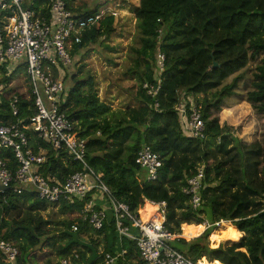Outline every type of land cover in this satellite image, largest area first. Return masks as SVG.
Returning <instances> with one entry per match:
<instances>
[{
	"label": "trees",
	"instance_id": "16d2710c",
	"mask_svg": "<svg viewBox=\"0 0 264 264\" xmlns=\"http://www.w3.org/2000/svg\"><path fill=\"white\" fill-rule=\"evenodd\" d=\"M74 3L75 0L68 1L75 14L90 16L101 12L99 5L83 11L71 6ZM134 13L138 42L131 49L130 67L124 74L130 79L123 87L140 103L138 107L114 111L100 100L92 75L79 78L84 66L71 76L68 73L73 63L65 69L63 80L65 83L71 80L72 84L66 85L61 109L77 124L80 135L87 138L89 165L103 175L113 195L135 213L146 200L166 202V228L173 234H183L175 242V248L192 261L264 264V134L261 141L244 145L214 114L222 111L226 98L235 95L242 79L238 74L252 59L261 57L245 101L258 116L264 115V0H140ZM115 23V17L107 14L84 31L82 43L72 48L73 62L81 51L104 46L116 32ZM159 53L165 56L164 70L160 73ZM214 63L219 67L213 68ZM25 69L19 65L7 75L8 70L0 68V124L10 125L36 114L30 87L27 94H14L20 100L19 114L14 116L10 108L14 96L10 97L13 92L10 84L19 70ZM52 73L57 79L58 71L53 69ZM158 80H161L158 94L147 95L143 85L157 86ZM182 95L201 106L207 140L184 133L176 110ZM26 133L34 152L49 148L32 130ZM144 146L163 158V167L154 182L142 176L143 168L136 163ZM47 157L48 162L41 170L44 175L64 180L82 170L64 151L49 148ZM0 158L9 161L12 168L17 167L11 150H1ZM202 166L203 206L194 211L183 189L187 179ZM51 207L58 208L61 221L42 217L41 212ZM83 207V203L51 205L31 191L20 195L12 191L0 193V239L18 248L15 264H60L65 259L70 264H99L105 254L117 255L123 250L127 254L117 264L141 263L136 243L118 238L111 213L103 229L95 231L79 216ZM69 215L76 217L72 221L67 218ZM205 221L211 226L192 239ZM221 222H231L234 227L228 226L225 233L228 237L237 238L241 234V238L212 249L209 238L213 247L224 238L221 232L214 233ZM74 225L77 232L72 230ZM84 234L102 242L92 240L91 246L87 245L81 239ZM99 244H104L102 253ZM0 264H8L1 253Z\"/></svg>",
	"mask_w": 264,
	"mask_h": 264
},
{
	"label": "built area",
	"instance_id": "2783aa9c",
	"mask_svg": "<svg viewBox=\"0 0 264 264\" xmlns=\"http://www.w3.org/2000/svg\"><path fill=\"white\" fill-rule=\"evenodd\" d=\"M30 1L27 4L26 0H0V68L8 70L9 75L17 66H25L36 109V114L25 120L10 125L0 124V151L11 150L17 163L14 169L9 161L0 158V193L12 191L20 195L31 191L51 205L83 203L79 216L95 231L103 229L111 213L120 241L127 238L136 243L140 264H200V261H192L175 248V242L184 236L173 234L166 228V202L146 200L135 213L128 204L113 195L104 183L103 175L87 161V138L80 135L77 124L61 109L66 92L64 72L73 63L72 48L82 43L84 31L99 23L105 15H114L111 8L107 7L96 15L83 16L69 9V0ZM164 64L165 56L159 53V73L164 70ZM53 69L58 71L57 79ZM160 87L161 80L157 86L143 85L149 96H156ZM19 101L18 95L11 99L10 108L14 116L19 114ZM176 110L187 136L207 140L201 106L182 95ZM27 130L36 133L37 139L54 152L64 151L81 165L82 170L64 180L51 174L44 175L41 170L48 162L49 148L34 152ZM137 156L136 163L147 171L146 180L156 181L163 167L161 155L144 146ZM204 181L205 168L202 166L196 175L187 179L183 189L194 211L202 209ZM146 205L156 209L147 222L140 214ZM204 226L206 231L211 225L205 221ZM72 230L77 232L78 227L74 225ZM0 253L8 264H15L19 250L13 243L0 239ZM126 254L125 250L117 255L107 253L99 264H117ZM70 263L65 259L60 264Z\"/></svg>",
	"mask_w": 264,
	"mask_h": 264
},
{
	"label": "rangeland",
	"instance_id": "374dc122",
	"mask_svg": "<svg viewBox=\"0 0 264 264\" xmlns=\"http://www.w3.org/2000/svg\"><path fill=\"white\" fill-rule=\"evenodd\" d=\"M78 1V7L83 8V11L91 10L96 6L107 8L108 4L111 8V12L114 13L116 19V32L110 37L108 41L104 43V46H92L83 51L81 55H78L76 60L71 66V70L68 73L69 76L79 73V69L84 66L83 76L79 78H85L87 75H92L97 82L98 95L101 101L109 104L114 111H123L128 107H138L139 102L134 99L125 91L123 85L128 84L129 77H125L126 70L130 67L131 63V49L137 44V21L134 13V8L140 3V0H76ZM27 4H30V0H26ZM119 4H116V3ZM116 4V5H115ZM106 47L110 48L107 49ZM261 57L252 59L245 70L238 75L242 76V79L238 83V87L235 90L233 97L226 98L222 105V111L214 112L220 118V124L228 125L231 128L232 136L240 140L244 145L255 144L262 139L264 134V115L258 116L252 109L251 105L245 101L247 93L251 90L252 83L256 67L259 65ZM65 76L67 73H65ZM236 75V76H238ZM230 78L227 84L232 82ZM70 86L72 81L69 80L65 83ZM29 80L24 70H19V73L13 78L10 89L14 92L10 94V97L14 94L21 93L27 94L29 91ZM43 98L46 100V96L43 94ZM200 99L203 97H199ZM202 100V99H201ZM231 111L230 114H227ZM147 171L142 169V176L145 177ZM141 214V213H140ZM42 217L45 220H51L53 222L61 221L63 218L56 207H51L45 212H41ZM76 216H67L69 220H74ZM142 217V214H141ZM186 225V224H185ZM228 226L234 228L231 222H221L217 227L216 232H221L224 237L223 240L213 247L209 238L210 247L216 249L221 244L227 242H238L241 238V234L237 238H230L225 233ZM202 229V230H201ZM236 229V228H235ZM204 233L203 227L197 229V235L192 239L199 237ZM183 235V234H182ZM88 236L86 234L81 235V239L87 241ZM96 237H94L95 239ZM93 239V240H94ZM96 240V239H95ZM99 251L103 252L101 244L97 245ZM101 249V250H100ZM62 260H60L61 263ZM208 263H212L210 260H206ZM54 261L53 263H55ZM43 264V263H41ZM200 264H204L200 262Z\"/></svg>",
	"mask_w": 264,
	"mask_h": 264
},
{
	"label": "bare ground",
	"instance_id": "6f19581e",
	"mask_svg": "<svg viewBox=\"0 0 264 264\" xmlns=\"http://www.w3.org/2000/svg\"><path fill=\"white\" fill-rule=\"evenodd\" d=\"M156 211L151 205H146V207L141 212L143 221L147 222L149 218L154 214ZM203 230L205 231V226L203 225Z\"/></svg>",
	"mask_w": 264,
	"mask_h": 264
},
{
	"label": "crops",
	"instance_id": "0c3cea01",
	"mask_svg": "<svg viewBox=\"0 0 264 264\" xmlns=\"http://www.w3.org/2000/svg\"><path fill=\"white\" fill-rule=\"evenodd\" d=\"M74 5H76V6L78 7V1H76V0H75V3H74V4H72L71 6H74ZM104 9H105V8H103V10H104ZM139 105H140V103L138 104V106H139ZM87 236H88V237H87V238H88V240H87V241H90V239H92V237H91L92 235H87ZM94 237H95V236H94ZM94 237H93V239H94ZM99 238H100V237H99ZM93 239H92V240H93ZM95 239H96L97 241H96ZM95 239H94V240H95V242H99V241L101 240V239H99V240H98V238H97V237H96ZM92 240H91L90 242H92ZM83 242H84L85 244H87V245H90V246H91V243H90V242H88V243H86V241H83ZM101 242H102V240H101ZM101 245H102V247H103V245H104V244H101ZM98 248H99V247H98ZM100 250H101V249H100ZM220 264H221V263H220Z\"/></svg>",
	"mask_w": 264,
	"mask_h": 264
},
{
	"label": "water",
	"instance_id": "95a60500",
	"mask_svg": "<svg viewBox=\"0 0 264 264\" xmlns=\"http://www.w3.org/2000/svg\"><path fill=\"white\" fill-rule=\"evenodd\" d=\"M218 67H219L218 64L214 63L213 68H218Z\"/></svg>",
	"mask_w": 264,
	"mask_h": 264
},
{
	"label": "clouds",
	"instance_id": "9594fccd",
	"mask_svg": "<svg viewBox=\"0 0 264 264\" xmlns=\"http://www.w3.org/2000/svg\"><path fill=\"white\" fill-rule=\"evenodd\" d=\"M217 264H218V262H217Z\"/></svg>",
	"mask_w": 264,
	"mask_h": 264
}]
</instances>
